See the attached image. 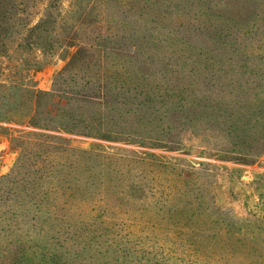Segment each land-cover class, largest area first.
<instances>
[{
  "label": "rangeland",
  "instance_id": "374dc122",
  "mask_svg": "<svg viewBox=\"0 0 264 264\" xmlns=\"http://www.w3.org/2000/svg\"><path fill=\"white\" fill-rule=\"evenodd\" d=\"M39 135L91 264H264V0H0V180Z\"/></svg>",
  "mask_w": 264,
  "mask_h": 264
},
{
  "label": "trees",
  "instance_id": "16d2710c",
  "mask_svg": "<svg viewBox=\"0 0 264 264\" xmlns=\"http://www.w3.org/2000/svg\"><path fill=\"white\" fill-rule=\"evenodd\" d=\"M42 136L22 141L14 167L0 180V264H91L93 241L71 214L76 150Z\"/></svg>",
  "mask_w": 264,
  "mask_h": 264
}]
</instances>
